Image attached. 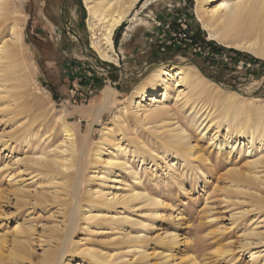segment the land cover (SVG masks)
<instances>
[{"label":"rangeland","instance_id":"374dc122","mask_svg":"<svg viewBox=\"0 0 264 264\" xmlns=\"http://www.w3.org/2000/svg\"><path fill=\"white\" fill-rule=\"evenodd\" d=\"M9 1L11 12L0 26V38L9 36L12 26H21L30 67L25 72L28 84L23 92L0 97V264H44L45 251L63 252V248L64 254L54 264H264V169L249 163L247 148L241 154H230L229 148L219 151L216 144H210L216 133L211 114L218 112L213 105L199 113L189 108L185 113L175 111L172 121L191 134L195 145L185 158L164 151L163 143L156 138L164 128L153 123L145 122L141 127L138 123L136 135L128 130L127 137L120 140L123 148L131 147L132 140L139 137L157 149L155 159L133 163L143 176L140 191L156 203L140 200L130 207L107 204L91 214L93 209L86 202L88 188L98 184L87 182V178L103 167L91 163L93 149L153 68L140 74L146 63L184 58L199 66L207 78L239 90L250 88L256 92L251 97L264 100V86L260 84L264 60L210 39L197 20V0H140L136 10L143 11L131 30L125 21L114 33L118 64L100 61L109 71L95 59L99 58L91 46L84 0H67L66 11L62 10L64 0ZM199 29L197 41L194 34ZM169 30L192 35L202 52L210 56L190 44L174 42ZM212 43H217L218 49ZM93 76L98 77L95 88L79 85L81 79L91 80ZM120 84L125 89L115 92L112 88ZM83 88H88V93ZM108 90L111 97L105 105ZM45 108L52 111L49 116ZM207 113L210 116L200 125ZM61 114L77 135L80 183L76 194L69 176L76 172V166L58 172L56 179L64 181V186L48 182L36 163L48 155H58L59 160L62 155L68 156L53 151L64 138L60 123L56 124ZM29 122L34 132L43 134V141L33 139L38 144L32 149L19 139L22 127ZM133 122L136 120L130 116L129 128ZM204 124L212 125L205 137L198 133ZM226 137L222 128L217 140L224 142ZM243 141L247 147L248 139ZM258 144L254 142L253 147L259 146L260 151ZM85 146L86 152L81 154ZM250 173L258 176L256 183L241 185ZM235 182L244 193L231 188ZM122 186H108L106 191L120 194ZM76 205L80 212L71 224L68 214ZM102 213L108 214L106 219ZM95 214L98 216L90 218ZM129 233L134 239H128ZM15 241L25 245L26 252L14 248ZM99 252L111 257L104 260L93 255ZM252 252L258 256L255 261Z\"/></svg>","mask_w":264,"mask_h":264},{"label":"bare ground","instance_id":"6f19581e","mask_svg":"<svg viewBox=\"0 0 264 264\" xmlns=\"http://www.w3.org/2000/svg\"><path fill=\"white\" fill-rule=\"evenodd\" d=\"M139 1L84 0L88 11L87 23L92 32L91 46L100 61L118 64L119 56L114 49V33L123 26L125 21L130 23L128 29L131 30V24L137 20L143 11V8L136 10ZM214 1L216 3L213 4ZM9 6L11 7L9 0H0V26L9 17L11 12ZM195 12L197 20L208 32L210 39L219 42L226 48H236L240 51L249 52L264 60V0H197ZM25 55L21 26L16 24L10 28L9 36L0 38V97L3 94L11 96L12 92L22 93L28 84L25 72H29L27 69L30 64H28ZM187 62L188 60L180 58L178 62H162L155 65L132 91L125 106L115 114L113 124L103 130L101 140L93 149L91 158L92 164H102L103 167L99 170L100 172L93 171L92 175L87 178L89 183L98 182L87 190L86 202L93 209L91 214L94 209L107 204L121 203L130 207L134 202L140 200H144L146 204L157 202L154 198L149 197L146 192L140 191L143 176L140 170H136L133 166L135 161L144 164L146 158L155 159L157 149L153 144L152 146L151 143H147L139 137L132 140L131 147L123 148L120 140L127 137L126 132L128 130L136 135L138 123L140 127L145 125V122L153 123L156 127L164 128V131L158 134L156 138L163 143L165 152H173L178 158L191 155L195 148L191 141V134L181 126H175L176 124L172 121L176 110L185 113V108H189L199 113L203 108L208 109L213 105L218 109V112L211 114L210 122L216 126V133L210 138V144H216L219 151H225L229 148L230 154L236 152L241 154L247 148L249 163L256 168L264 169V100L244 96L236 90L227 89L220 83L207 78L194 63ZM260 84L264 85V78ZM241 91L248 94L253 93L250 88L241 89ZM105 97V105H107L111 97L110 90L105 91ZM216 103L219 104V107L216 106ZM39 105L41 106V104ZM101 111L102 108L100 113ZM50 112L52 111L47 108L45 115L49 116ZM209 114L207 113L200 125H203V122L210 116ZM64 116L65 114H61L56 123H60L64 138L59 140L53 151L66 152L69 157L62 155L61 160H59L58 155H48L37 160L36 163L40 173L48 177V182L64 186H66L64 181H57L56 179L58 172L70 171L76 166V172L69 173L73 179L71 184L76 194L80 183L79 164L76 160L79 153L76 144L77 135L73 126L64 120ZM130 116L136 120L135 123L133 122L132 128H129V124H127ZM211 126L210 124L207 127V124H204L198 133L205 137ZM222 128L226 130L227 137L224 142L219 143L217 134ZM33 130L32 124L29 122L22 127L19 136L20 141L25 143L28 149H32L36 143L38 144V142L33 143V139L43 141V134ZM245 139H248L247 147L243 141ZM254 142L259 143L260 151L258 150L259 146L254 145L253 147ZM226 145H228L227 148H225ZM117 148L119 149L116 150ZM86 149L87 146L82 148L80 153L84 154ZM257 180L258 176L250 173L245 180L246 182L241 181L240 183H242L241 185H250L255 184ZM119 183H123L122 193L106 191L108 186L118 189ZM231 188L235 192L244 193L237 182L232 183ZM72 208L68 214L71 224L77 221L76 217L80 212V206L76 205ZM107 215V213H102V218L106 219ZM97 216V214L91 215L90 218ZM70 228L72 229V227ZM127 237L134 239L130 233ZM139 238L140 236L135 239ZM14 248L26 252L25 245L16 241ZM64 249L63 252L60 249L45 251L44 264H54L62 257ZM93 255L104 260L111 257L100 252L93 253ZM251 258L254 261L258 258L256 252L251 253Z\"/></svg>","mask_w":264,"mask_h":264},{"label":"water","instance_id":"95a60500","mask_svg":"<svg viewBox=\"0 0 264 264\" xmlns=\"http://www.w3.org/2000/svg\"><path fill=\"white\" fill-rule=\"evenodd\" d=\"M67 0H64L63 1V5H62V10L63 11H66L67 10ZM62 16H64V15H62ZM63 18V17H62ZM64 22H65V25L66 26H69V22H66V20H64ZM70 33H72L75 37H77V39H80V37L73 31V30H70ZM96 59V61L100 64V65H102L103 66V64L100 62V60L99 59H97V58H95ZM170 61H172V60H170ZM160 62H164V61H162V60H160ZM158 63H150V64H148V63H146L142 68H141V70L139 71L140 72V74H144L145 73V70H148V69H150L152 66L154 67L155 65H157ZM199 67V66H198ZM103 68H106L107 70H109V71H111V69H109V68H107L106 66H103ZM148 68V69H147ZM199 69H201L200 67H199ZM139 72H137L136 74H139ZM215 82H217V81H215ZM217 83H219V82H217ZM221 84V83H220ZM222 85V84H221ZM224 86V85H223ZM264 86V85H263ZM225 88H227V89H230V90H236V91H238L239 93H241L242 95H244V96H253L256 92H253V93H251V94H248V93H245V92H242L241 90H239V88H237V87H228V86H224Z\"/></svg>","mask_w":264,"mask_h":264},{"label":"built area","instance_id":"2783aa9c","mask_svg":"<svg viewBox=\"0 0 264 264\" xmlns=\"http://www.w3.org/2000/svg\"><path fill=\"white\" fill-rule=\"evenodd\" d=\"M169 27V25H167ZM170 29V28H169ZM170 31V35H171V39L175 42V41H178L180 42L179 44L182 45L183 43H186V44H190L192 45L195 50H199V52H201V54L203 53L202 52V48L194 41L192 35H189L188 33H185V32H173L172 30H169ZM196 44H195V43ZM162 51H165V48L163 47L162 48ZM202 55L206 56V55H209L210 56V53H206L204 52ZM212 56H214V53H211Z\"/></svg>","mask_w":264,"mask_h":264},{"label":"crops","instance_id":"0c3cea01","mask_svg":"<svg viewBox=\"0 0 264 264\" xmlns=\"http://www.w3.org/2000/svg\"><path fill=\"white\" fill-rule=\"evenodd\" d=\"M96 77H94L93 76V78L90 80V79H84L83 80V83L84 84H86L87 86H92L93 88H95V86H96V84L98 83V81H97V79H98V77H97V79H95ZM101 79L102 80H104L102 77H101ZM89 80V81H88ZM95 81H97V82H95ZM105 81V80H104ZM107 81V80H106ZM99 84V83H98ZM112 88V87H111ZM118 88H120V89H118ZM84 89V88H83ZM115 92H119V91H122V90H124L125 89V87L122 85V84H120L119 85V87H116V88H112ZM88 91H89V89L87 88V89H84V92L85 93H88ZM91 92H92V90H90Z\"/></svg>","mask_w":264,"mask_h":264},{"label":"trees","instance_id":"16d2710c","mask_svg":"<svg viewBox=\"0 0 264 264\" xmlns=\"http://www.w3.org/2000/svg\"><path fill=\"white\" fill-rule=\"evenodd\" d=\"M200 32H201V30L199 29V31H197V32L194 34V38H195V40H197V41H198V38H199V34H200ZM115 40H117V39H115ZM195 40H194V41H195ZM212 46H213L214 48H217V49H218V47H219V46L217 45V43H212ZM72 82L74 83V80H72ZM79 83H80V84H79L80 86H85V85H86V84L83 83V79H81V80L79 81ZM72 86H73V85H72ZM102 87H103V86H102ZM102 87H101V88H102ZM101 88H99V89H101ZM49 89H50V90H53L52 87H49Z\"/></svg>","mask_w":264,"mask_h":264}]
</instances>
